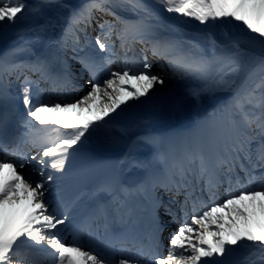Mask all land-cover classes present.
Segmentation results:
<instances>
[{
	"label": "snow or ice",
	"instance_id": "6c2138e0",
	"mask_svg": "<svg viewBox=\"0 0 264 264\" xmlns=\"http://www.w3.org/2000/svg\"><path fill=\"white\" fill-rule=\"evenodd\" d=\"M153 3L0 0L4 28L47 11L57 17L67 13L58 35L51 19L29 30L51 32L50 44L70 52L79 66L76 72L88 76V90L74 102L47 100L42 84L79 87L67 60L56 70L44 55L30 61L0 58V91L11 88L23 110L18 133H10L7 116H0V264H234L232 258L243 250L248 254L241 264H264V0ZM161 12L204 26L203 46L161 40L160 34L169 29ZM236 25L262 45L259 56L242 47L231 30ZM214 29L222 30L221 39ZM30 48L27 44L23 51ZM149 52L155 61H149ZM136 59L140 66H129ZM117 61L123 67L114 71L111 65ZM161 61V71H154ZM166 78L187 88L197 106L205 95L224 96L206 122L207 139L177 152L159 138L140 137L152 146L158 170L132 186L114 181L98 185L92 195L108 199L98 201L78 225L73 209L81 197L67 202L61 197L70 161L94 137L123 135L125 129L118 125L128 112L172 95ZM221 188L227 194L217 200ZM157 189L169 194L167 203ZM205 196L211 203L204 202ZM140 200L148 206L146 232L140 230L136 213ZM197 204L202 211H195ZM190 205L193 214L188 218ZM171 224L179 227L169 237L167 255L161 256L163 233ZM114 225L122 231L115 232ZM81 226L88 228L90 240L102 230L120 248L81 243L76 235ZM69 232L71 244L66 242Z\"/></svg>",
	"mask_w": 264,
	"mask_h": 264
},
{
	"label": "bare ground",
	"instance_id": "6f19581e",
	"mask_svg": "<svg viewBox=\"0 0 264 264\" xmlns=\"http://www.w3.org/2000/svg\"><path fill=\"white\" fill-rule=\"evenodd\" d=\"M28 2L34 4L37 2V0H28ZM69 2L73 4H78L79 0H69ZM161 15L165 17L166 20L168 19V17H171L174 14H167L161 12ZM66 17L67 13H64L60 17H57L54 11H47L44 16L30 17L28 20L25 21V25H43L45 24L46 20L51 19L54 23L57 24L55 32L58 35L60 32L59 30L65 24ZM18 27L19 26L9 28L7 30V35H12L13 30ZM3 33L4 30L1 29L0 39ZM32 34L33 36H37L40 38L44 37V34H48L46 38H43V42L33 43L35 50H51L53 51L54 57L56 59L59 60L61 58V55L55 45L50 44L49 38L52 35L51 32H33ZM29 36V34H26L22 38H27ZM10 40H14V43H16V40L11 37L6 41L0 42V47H2L3 45L10 47L16 45L14 43H8L10 42ZM23 59H25V57H23ZM155 71H161V69H156ZM165 82L168 86V89H171L173 94L170 96L163 97V100H160L155 104H150V108L138 107L128 112L123 117L120 125H118V127H123L125 129L123 135H117L115 139H104L103 137H94L88 141V143L94 144V147L98 148L99 151L104 153L106 155L105 159L108 161V156L112 155L113 157V155H115L120 157L124 155V157L115 160L117 164L122 162L123 169L122 171L120 169V171L114 173V182L119 183L120 177L128 171H134L136 168L144 169L143 167H145L148 161L153 158L152 146L150 144L145 143L144 141H137L136 137L143 131L147 133L149 132L147 134L148 136L159 138L163 141L166 147L173 148L177 152H179L182 147L186 145H192L197 140L207 139L210 133V128L206 123L207 121L202 122V119H200L201 122L198 121V123H194L193 118H189V116H191V114H194V112H196V114L194 115L198 116L200 114L197 105H194L191 102V98L186 95L187 92L183 96L186 99H184L182 96L178 98V95L183 91L184 87L176 86V88H174V85H172L170 80L168 79H166ZM86 91L87 90H85L83 94ZM165 91L167 90L161 89L162 93H164ZM222 100L224 101V96L222 97ZM179 114H182V116ZM178 118L180 119L177 120ZM175 119L177 120L176 122ZM186 125H191V127H188V129H186V132L182 133V135L175 137L176 134H174L175 136L173 137L172 134L182 128L180 126L184 127ZM165 126L166 129L170 130V135L168 134L169 131L167 133L164 132ZM84 147H87V145H85ZM124 152H126V154H124ZM89 155L91 158L93 157V154L91 152ZM102 163L103 162H101V167L103 166ZM103 164H105V162ZM247 254L248 250H243V253L240 254L239 259H244Z\"/></svg>",
	"mask_w": 264,
	"mask_h": 264
},
{
	"label": "rangeland",
	"instance_id": "374dc122",
	"mask_svg": "<svg viewBox=\"0 0 264 264\" xmlns=\"http://www.w3.org/2000/svg\"><path fill=\"white\" fill-rule=\"evenodd\" d=\"M81 2H84V0H81ZM147 3L152 4L154 6L153 0H147ZM165 19V17H164ZM168 21V22H167ZM165 23L169 26L168 31L163 32V36H168L170 39H177V40H184V41H197L202 44L203 46V41L200 39L203 34H204V26L199 25L197 22L193 20H189L187 18L183 17H178L176 14H174L171 17H168V19L165 20ZM231 27V26H229ZM217 30L214 29L213 31L215 32V35L217 37ZM254 54L256 51L253 50V48H249ZM172 85L177 86L178 82L176 80H171L170 81ZM185 89V88H184ZM187 92L182 91L180 96H184V94ZM218 97V98H217ZM184 98V97H183ZM186 99V98H184ZM216 99H219V95L217 96H211V95H205L198 107V110L202 113L203 109L204 110H212L213 109V103ZM213 105V106H212ZM149 106V105H146ZM202 108V109H201ZM196 113V112H194ZM193 115V114H191Z\"/></svg>",
	"mask_w": 264,
	"mask_h": 264
},
{
	"label": "trees",
	"instance_id": "16d2710c",
	"mask_svg": "<svg viewBox=\"0 0 264 264\" xmlns=\"http://www.w3.org/2000/svg\"><path fill=\"white\" fill-rule=\"evenodd\" d=\"M231 30H232V32H233L234 29L232 28ZM242 30H243V29H242Z\"/></svg>",
	"mask_w": 264,
	"mask_h": 264
}]
</instances>
